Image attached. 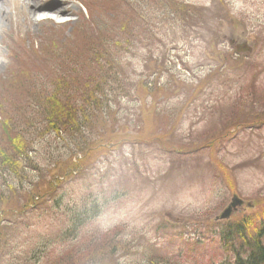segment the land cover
<instances>
[{"label":"rangeland","instance_id":"obj_1","mask_svg":"<svg viewBox=\"0 0 264 264\" xmlns=\"http://www.w3.org/2000/svg\"><path fill=\"white\" fill-rule=\"evenodd\" d=\"M185 1L193 5L185 28L170 0H103L110 15L97 6L91 23L75 0L68 6L74 15L54 24L32 23L25 3L20 14L12 2L3 4L9 12L0 18L3 155L24 130L27 143L36 140L33 90L28 101L33 76H65L71 92L86 74L143 72L135 86L142 89L152 75L166 95L146 106L121 101L105 112L87 138L93 153L73 179L58 168L78 162L69 139L52 137L54 152L40 148L42 140L33 145L42 172H28L23 187L0 184V264H147L153 250L158 264L233 263L218 237L226 225L221 215L234 198L242 203L227 222L264 210V0ZM244 43L248 54L236 56ZM11 50L22 57L19 64ZM44 86L51 88L44 82L37 92ZM56 178H63L65 194L52 188ZM34 190L42 194L38 201ZM95 203L102 215L75 240L64 238L71 218L84 217Z\"/></svg>","mask_w":264,"mask_h":264},{"label":"trees","instance_id":"obj_2","mask_svg":"<svg viewBox=\"0 0 264 264\" xmlns=\"http://www.w3.org/2000/svg\"><path fill=\"white\" fill-rule=\"evenodd\" d=\"M145 12L147 15L149 11L145 8L142 10L141 17L143 20ZM54 61L57 64L63 62L59 57L54 58ZM70 70L68 69V71ZM142 77L144 78L143 75H141ZM44 82L51 88L47 90V87L44 86L43 91L38 93L36 87L41 86ZM31 83L28 101L33 90L34 98L29 102L30 104L33 102L35 105V116H40L39 121L35 123L31 121V125H33L32 135L35 139L40 138L41 140L42 138L44 140V136L48 132H55L53 136L56 138H64L66 141L69 139L68 146L74 144L73 148L76 154L71 155V158L74 155H81L82 159L84 155L93 153L90 145L86 144L87 138L94 133L99 122L106 121L103 114L113 110L111 104H115L119 108L121 101H129L134 104L140 102L146 106L149 98L152 102H156L158 95L163 96L165 94V91L158 87V80L150 81L147 78L141 86L142 89L136 87V81L130 73H95L93 78L86 74L80 85L71 92L67 90L65 76H61L60 81L57 76L47 80L43 79V81L39 77L33 76ZM42 125L45 126L44 129ZM39 127L41 128L38 129ZM26 139L24 130L20 135L17 134L14 140H10V142H15L12 151L18 153L19 156L15 154L13 157L1 155L0 184L6 190L12 189L11 185L15 182H18V187H23L24 178L28 172L36 170L38 173L42 172L38 167L30 165L34 162L31 158L34 154L32 149L34 143L29 144ZM43 144L40 145L42 149L53 151L52 144L50 145L48 142ZM70 149L72 150V147ZM9 152L10 150L7 151V154ZM78 166L80 164L77 162V164H63L60 167L62 170H72V167L77 168ZM79 169L80 167L77 168V170ZM51 186L56 189L59 182ZM34 191L36 195H41L38 190ZM96 205L99 204L95 203ZM100 211L95 207L93 216L87 214L81 219L78 216H73V229L66 232V237L77 238L84 224L96 218ZM219 236L232 257V264H264V210L220 227ZM152 254L149 255L147 264H158V251L156 250L154 253L153 250Z\"/></svg>","mask_w":264,"mask_h":264},{"label":"bare ground","instance_id":"obj_3","mask_svg":"<svg viewBox=\"0 0 264 264\" xmlns=\"http://www.w3.org/2000/svg\"><path fill=\"white\" fill-rule=\"evenodd\" d=\"M45 1H48L50 3L44 7L38 8V5H40L41 3ZM23 2L29 9V16L32 19V23H35V24H38L39 22H42V21H50L52 24H54L53 23L54 20L58 21V19L63 17V15L72 14V12L68 10V6L70 4L69 0H23ZM48 14L56 15V17L47 18ZM42 15L43 16L45 15L46 18L44 17V19L42 20L35 19L38 16L39 18H41ZM0 18L3 21L9 18V14L7 13V10L3 6V4H0ZM0 56H1V53H0Z\"/></svg>","mask_w":264,"mask_h":264},{"label":"water","instance_id":"obj_4","mask_svg":"<svg viewBox=\"0 0 264 264\" xmlns=\"http://www.w3.org/2000/svg\"><path fill=\"white\" fill-rule=\"evenodd\" d=\"M236 204H237V202L234 201V204L232 205V207H235ZM230 214H231V208H229V209L224 213V215H223V219H224V218H228V217L230 216Z\"/></svg>","mask_w":264,"mask_h":264}]
</instances>
